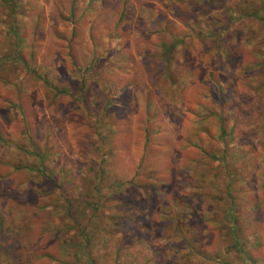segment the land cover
I'll use <instances>...</instances> for the list:
<instances>
[{"label":"rangeland","instance_id":"rangeland-1","mask_svg":"<svg viewBox=\"0 0 264 264\" xmlns=\"http://www.w3.org/2000/svg\"><path fill=\"white\" fill-rule=\"evenodd\" d=\"M0 136V264H264V0H0Z\"/></svg>","mask_w":264,"mask_h":264},{"label":"trees","instance_id":"trees-1","mask_svg":"<svg viewBox=\"0 0 264 264\" xmlns=\"http://www.w3.org/2000/svg\"><path fill=\"white\" fill-rule=\"evenodd\" d=\"M220 137H221V138L226 137V130H225V128H223V127L220 128ZM0 142L3 143V139L1 138V136H0ZM37 157H40V158H41V156H40L39 154H37ZM226 220H227L228 222H230V223L232 224L233 227H235V225H236L235 221H236V220H235L234 217H232V216L226 217ZM238 244H239V242H238L237 240H235V247H238Z\"/></svg>","mask_w":264,"mask_h":264}]
</instances>
